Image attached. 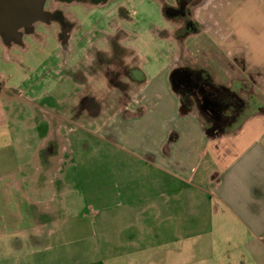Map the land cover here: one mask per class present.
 Returning a JSON list of instances; mask_svg holds the SVG:
<instances>
[{
    "label": "crops",
    "instance_id": "crops-1",
    "mask_svg": "<svg viewBox=\"0 0 264 264\" xmlns=\"http://www.w3.org/2000/svg\"><path fill=\"white\" fill-rule=\"evenodd\" d=\"M203 5L211 40L203 50L215 64L198 65L223 87L242 81L264 108V0ZM217 67L226 75L218 77ZM141 89L144 110L92 117L101 121L97 134L139 166L146 186L123 192L118 185L112 202L76 206L75 222V205L57 204V192L37 199L18 192L23 220L0 222V264H264V109L210 134L200 111L183 107L171 76L163 90ZM19 101L0 71V110H19ZM46 143L38 152L51 168L56 150Z\"/></svg>",
    "mask_w": 264,
    "mask_h": 264
},
{
    "label": "rangeland",
    "instance_id": "rangeland-1",
    "mask_svg": "<svg viewBox=\"0 0 264 264\" xmlns=\"http://www.w3.org/2000/svg\"><path fill=\"white\" fill-rule=\"evenodd\" d=\"M176 2L48 0L45 9H60L70 26L66 41L57 18L23 30L20 44L7 43L0 36L2 80L20 96L21 104L19 110H0V222L23 220L19 211L23 207L14 205L20 191L31 199L57 192V204L75 205L71 215L75 222L76 206L112 202L118 185L123 192L134 185L146 186L133 159L97 134L101 121L92 114L107 110L104 117L113 110H144L141 87L151 95L165 88L171 68L178 63L213 62L203 50L211 42L209 34L203 29L181 38L180 22L165 14V8ZM195 13L205 26L210 24L208 10ZM216 70L218 77L226 75L219 67ZM131 72L135 79L128 76ZM148 105L157 110L153 103ZM93 119L97 120L93 123ZM46 141L56 150L51 168L38 152Z\"/></svg>",
    "mask_w": 264,
    "mask_h": 264
},
{
    "label": "flooded vegetation",
    "instance_id": "flooded-vegetation-1",
    "mask_svg": "<svg viewBox=\"0 0 264 264\" xmlns=\"http://www.w3.org/2000/svg\"><path fill=\"white\" fill-rule=\"evenodd\" d=\"M72 1L76 0H57V2ZM176 1L174 6L165 8V14L180 22L178 35L183 38L201 32L204 29V23L197 18L198 15L195 12L197 10L200 12V9L204 7V0ZM45 11L46 19L44 20L60 19V23L63 24L62 34L66 36L64 37L66 41L71 29L68 22L64 20L62 11L58 8L45 9ZM128 76L136 78L132 72ZM170 76L176 91L181 95L183 107L186 109L196 107L204 118L205 129L210 134L229 129L241 122L252 111L263 108L257 97L249 92L242 81L231 87H223L213 80V76L207 69L198 64L178 63L172 69Z\"/></svg>",
    "mask_w": 264,
    "mask_h": 264
},
{
    "label": "water",
    "instance_id": "water-1",
    "mask_svg": "<svg viewBox=\"0 0 264 264\" xmlns=\"http://www.w3.org/2000/svg\"><path fill=\"white\" fill-rule=\"evenodd\" d=\"M47 0H0V36L5 42L22 43L23 30L45 19ZM173 86L175 87L174 83Z\"/></svg>",
    "mask_w": 264,
    "mask_h": 264
},
{
    "label": "trees",
    "instance_id": "trees-1",
    "mask_svg": "<svg viewBox=\"0 0 264 264\" xmlns=\"http://www.w3.org/2000/svg\"><path fill=\"white\" fill-rule=\"evenodd\" d=\"M171 80H172V78H171Z\"/></svg>",
    "mask_w": 264,
    "mask_h": 264
}]
</instances>
